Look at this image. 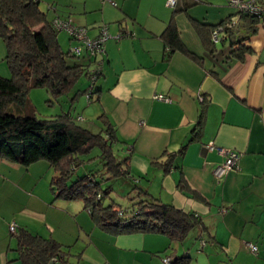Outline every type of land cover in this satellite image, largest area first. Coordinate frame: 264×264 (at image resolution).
Wrapping results in <instances>:
<instances>
[{"label": "crops", "instance_id": "0c3cea01", "mask_svg": "<svg viewBox=\"0 0 264 264\" xmlns=\"http://www.w3.org/2000/svg\"><path fill=\"white\" fill-rule=\"evenodd\" d=\"M37 1L49 21L72 19L90 38L108 27L112 38L105 43L104 76L94 87L92 108L105 126H114L129 153L130 178L162 203L199 214L208 230L197 228L195 235L205 244L213 242L229 264H264V22L243 26L242 45L248 51L240 60L225 42L210 54L190 21L221 23L236 13L227 0H178L182 12L176 15L167 0ZM214 3H219L215 13L210 11ZM173 19L191 55H169L162 35ZM58 40L62 48L73 44L66 35ZM5 50L7 55L0 45V55ZM211 143L240 153L239 168L216 178L213 170L225 156L208 149ZM26 168L0 159V264L10 263L11 240L6 241L13 222L17 231L27 229L63 246L66 235L72 239L81 229L107 234L94 227L81 205H61L64 210L53 203L55 173L47 162ZM99 236L136 258L170 245L163 234ZM249 244L259 247L258 256ZM98 256L111 262L104 251ZM11 261L21 264L18 252Z\"/></svg>", "mask_w": 264, "mask_h": 264}, {"label": "trees", "instance_id": "16d2710c", "mask_svg": "<svg viewBox=\"0 0 264 264\" xmlns=\"http://www.w3.org/2000/svg\"><path fill=\"white\" fill-rule=\"evenodd\" d=\"M176 6L173 8L175 15L182 12ZM233 16H238V21L228 27ZM190 21L210 54L217 52L218 42H214L213 33L222 27L219 42L228 43L231 56L240 60L248 51L242 45L240 32L243 26L264 22L237 10L217 25L201 23L192 18ZM244 28L246 31L251 29ZM256 31L255 27L251 29L252 33ZM59 32L47 19L37 0H0V39L6 45V60L12 73L11 78L0 76V159L23 167L47 162L55 173L50 180V189L55 198L82 200L96 226L111 234H163L173 243H184L192 230H208L199 214L162 203L147 190L139 188L136 182L139 191L130 198L135 205L132 212L114 203L105 206L102 199L111 189L102 192V182L98 178L104 181L130 178V155L125 154V147L121 145L123 142L118 139L114 126L105 122L106 134L94 133L80 126L70 112L46 120L35 115L29 102L32 88H46L58 99L68 94L81 77L91 80V70L99 60L97 56L84 54L81 56L83 62L69 64L68 57H80L63 50L58 40ZM162 38L170 51L169 55L177 51L191 55L181 40L174 19ZM101 59L105 63L104 55H101ZM83 93L89 92L78 90L71 100L74 102ZM93 93L94 90L91 97ZM116 145L120 147L121 155L119 151L116 152ZM94 148L101 152L94 159L102 157L103 169L73 179L79 167L85 163V156ZM171 163L168 161L165 165L166 171ZM12 235L17 240L21 264H67L68 257L72 255L56 240L44 238L27 229H16ZM164 253L170 258V264H191V256L177 255L171 243Z\"/></svg>", "mask_w": 264, "mask_h": 264}, {"label": "rangeland", "instance_id": "374dc122", "mask_svg": "<svg viewBox=\"0 0 264 264\" xmlns=\"http://www.w3.org/2000/svg\"><path fill=\"white\" fill-rule=\"evenodd\" d=\"M219 3H214L210 5V11H214L213 7H217ZM228 5V0H227ZM230 6V5H229ZM173 10V8H169ZM234 9V8H233ZM236 10V9H235ZM39 29V28H37ZM69 37L70 35L66 31L59 32V38L62 40L63 36ZM73 43L70 46H63L64 51L68 52L71 50L73 46L76 45L75 40H70V43ZM0 45L3 49H6V45L2 39H0ZM219 48H223L221 42H218ZM228 47V46H226ZM67 62L69 64H74L75 62H83L82 57H68ZM0 76L3 78H11L12 73L8 66V62L6 60V50L3 51V55H0ZM100 80L98 79L97 82ZM91 86V80L86 77H81L78 82L76 83L75 87L66 95L61 96L60 98L56 99L46 88H32L29 92V102L33 106L35 115L39 119H54L59 118L63 113L70 112L75 121L80 125L94 133L105 132V125L103 121L99 118L100 115L96 114L93 111L92 107H95V96L96 93H93V97L89 99L86 93L81 94L78 98L73 102L71 97L78 91V90H87L89 92V88ZM96 86V84H95ZM92 108V109H91ZM116 152L120 153V147L115 146ZM101 154L98 148H94L87 156H85V163L79 167L77 174L74 176L73 179L77 177L83 176L84 174L96 173L103 169V160L102 157H95ZM121 155V153H120ZM26 170V167H23ZM101 177V176H100ZM50 178V177H49ZM101 183V190L105 192L111 189V192L107 195H104L102 199V203L105 206L115 204L118 207H122L123 210L127 212H132L135 205H133V201L130 199L138 194V189L135 186V181L127 178V179H114V180H101L98 178ZM4 182H0V188L3 187ZM8 185V184H7ZM30 188V187H29ZM52 193V192H51ZM52 197L54 202L57 206L62 207L61 205L68 206L71 205L73 208L75 205H81V208L84 207V202L82 200H73L67 201L62 200L60 198H55V195L52 193ZM29 202L24 203V205L29 206ZM65 208L66 207H62ZM87 214L89 213L87 210L85 211ZM81 216V220L85 221L84 216ZM1 217V215H0ZM89 219L93 223L94 227L97 230H101L99 227L96 226L95 222L93 221L91 215L89 214ZM72 222L70 221V227ZM102 231V230H101ZM107 234H103L102 232L97 231L95 234L92 235L91 229L88 231H84L81 229L78 231L73 232V238L69 239V236L64 241V249L70 250L72 255L68 257L67 264H165V259L168 257L164 252H145L141 253L139 258L134 257L133 255H129L132 253L126 252H119L115 250L113 246L105 245L103 243V239L99 236L103 235L104 237H110L108 235L109 232H105ZM197 232V228L190 232L188 239L184 243L179 242H171V239L167 237L168 241L171 243L172 247L178 249V255L183 256L184 252H188L189 256H191V264H229V259L222 257L220 251L215 248V244L207 240V243L203 244L198 240V236L195 235ZM7 243L11 240L10 249L8 247V259L10 260L9 264H16L18 261H11L12 258L17 257V252L14 250L16 249V238L11 234L8 233ZM93 239L96 243L93 242ZM208 239V238H207ZM6 243V244H7ZM115 243V242H114ZM255 245V244H254ZM257 246V245H256ZM258 247V246H257ZM186 248V249H185ZM259 248V247H258ZM98 251H104L108 257H110L111 262H106L105 257L98 256ZM171 251V249L169 250ZM258 250L256 253H253L255 256H258ZM94 258V259H93ZM115 260V261H114ZM119 260L121 262H119ZM59 264V263H58Z\"/></svg>", "mask_w": 264, "mask_h": 264}, {"label": "built area", "instance_id": "2783aa9c", "mask_svg": "<svg viewBox=\"0 0 264 264\" xmlns=\"http://www.w3.org/2000/svg\"><path fill=\"white\" fill-rule=\"evenodd\" d=\"M103 1H109L113 5H116L114 0ZM177 1L178 0H167L166 5L169 8H174L177 5ZM228 4L239 12L248 13L252 16L264 20V4H260L257 0H228ZM237 21L238 16H233V18L231 19V23H229L228 27H232L234 24L237 23ZM52 25L58 31H66L70 35V37L77 42V44L71 48V54L77 57H81L84 54L99 57V60L96 62L95 66L91 70L92 87L90 88V91L87 94L90 99L96 81L100 77L104 76V61L101 59V55L105 54V43L110 38H112V35L109 33L108 27L103 26L99 36H97L96 38H90L88 36L87 29L85 27H79L75 25L72 19L55 18L52 21ZM221 31L222 27L214 31L213 40L215 43L219 42ZM118 37L119 35H117V38ZM155 98L159 100H169L163 95H156ZM207 148L210 150L216 149L221 155L225 156V160L218 164L213 170V175L216 178L221 179L229 171L239 168V160L241 156L240 153L227 149L217 148L212 143L209 144ZM9 228L11 234L16 233V223H11ZM248 246L252 253L257 252L258 247L256 245L249 244ZM170 262V258L165 259V264H170Z\"/></svg>", "mask_w": 264, "mask_h": 264}]
</instances>
